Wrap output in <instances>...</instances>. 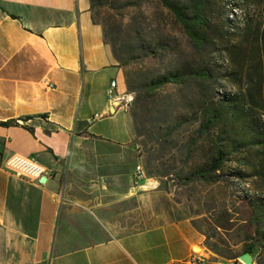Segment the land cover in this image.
Instances as JSON below:
<instances>
[{
    "label": "crops",
    "instance_id": "crops-1",
    "mask_svg": "<svg viewBox=\"0 0 264 264\" xmlns=\"http://www.w3.org/2000/svg\"><path fill=\"white\" fill-rule=\"evenodd\" d=\"M111 79L126 90L89 0H0V122L13 121L0 124V264L238 258L251 238L222 256L206 245L201 215L143 225L157 181L134 183L144 151L130 111L107 99ZM12 155L43 174L17 175L5 166Z\"/></svg>",
    "mask_w": 264,
    "mask_h": 264
},
{
    "label": "rangeland",
    "instance_id": "rangeland-1",
    "mask_svg": "<svg viewBox=\"0 0 264 264\" xmlns=\"http://www.w3.org/2000/svg\"><path fill=\"white\" fill-rule=\"evenodd\" d=\"M130 1L132 4L122 0H107V2L103 0L94 11L99 19H108L109 31L120 40L126 41L129 35L136 37L138 32L140 38L147 39L149 36L154 41L165 43L163 48L158 49L157 58L150 59L142 66V73L156 72L160 69V65L179 62L189 55V47L181 26L173 16L160 8L157 0ZM258 2L259 0H247L246 3ZM257 5H255L256 9ZM207 13L212 21L218 19L223 21V18L231 17L238 22L242 14L237 6V0H209ZM262 23L263 19L256 10L251 25L257 27ZM239 36H235V39ZM133 53L136 64L139 63L140 58H145L137 49ZM163 54L166 57L162 58ZM216 58L214 69L218 80L212 92L216 89L223 91L234 83L225 74L226 67L219 61L221 60L219 54ZM191 95L194 93L189 84L169 85L154 92L148 102L137 105L133 103L129 109L130 113L136 112L135 125L138 131L136 135L144 151L141 164L146 172V180L153 183L157 181L153 189L158 191L157 196L148 197L144 204L143 225L201 215L196 221L206 231V245L231 259L252 237V225L247 222L252 213V206L242 199L245 192L251 193L252 190L248 181L237 177L236 172L240 169L247 171V165L244 164L248 160L242 155L252 157L253 150H246V153L231 150L230 155L226 154L229 158H226L222 164L216 179L211 181L199 178L180 183L179 177L185 175L193 166L210 159L211 147L214 148V143L218 141L216 134L220 125L226 128L223 138L218 142L224 151L230 150L234 138L247 136L250 128L241 126V119L233 122L234 116L225 113L222 116V123L209 129L211 134L207 135L208 139L205 140V135L196 131L201 125L199 112L196 121H189L188 118L191 110L186 102L191 99ZM216 106L221 107L219 103ZM232 123L234 127L239 125V133H231ZM192 136H197L198 141L189 158H186L185 144ZM216 222L221 227L217 228ZM258 264H264V252L259 253Z\"/></svg>",
    "mask_w": 264,
    "mask_h": 264
},
{
    "label": "trees",
    "instance_id": "trees-1",
    "mask_svg": "<svg viewBox=\"0 0 264 264\" xmlns=\"http://www.w3.org/2000/svg\"><path fill=\"white\" fill-rule=\"evenodd\" d=\"M89 1L92 21L101 26L104 41L111 48L116 66L123 71L126 90L134 96V105L148 102L154 92L166 86L189 84L194 95L186 102L191 110L188 118L189 121H196L199 112L201 125L196 131L205 135V140L211 134L209 129L222 123L225 113L234 116L233 122L241 119V126H249L248 135L234 138L230 150L224 151L218 142L223 138L226 128L220 125L216 134L218 141L214 143V148L211 147L210 159L193 166L179 178L180 183L199 178L211 181L216 179L222 164L229 158L226 154L230 155L231 150L246 153V150L252 149V157L242 155L248 160L244 164L247 165V171L240 169L236 172L237 177L248 181L252 190L251 193L245 192L242 197L245 203L252 206L247 222L252 225L253 230L250 242L244 245L243 252L253 253L258 249L264 252V0L251 4H247V0H237V6L242 12L239 22L231 17H225L223 21H212L207 13L209 0H157L160 8L173 16L181 26L189 55L179 62L160 65L158 71L147 74L142 73V66L150 59L155 60L158 49L163 48L165 43L154 41L149 36L147 39L140 38L138 32L136 37L129 35L126 41L120 40L109 31L108 19H99L94 11L103 0ZM122 1L132 4L130 0ZM255 5L258 6L257 9ZM256 10L263 19V23L257 27L251 25ZM237 35L240 36L235 39ZM136 49L145 57L140 58L138 64L133 53ZM218 54L221 57L219 61L226 67L225 74L234 83L223 91L216 89L212 92L218 80L214 69ZM164 57L165 54L162 55ZM217 103L221 107H217ZM131 116L138 134L136 112H131ZM12 122L0 124L8 125ZM230 126L231 133L240 132L239 125L237 128L233 123ZM197 141V136L188 139L185 144L186 158H189ZM215 224L217 228L221 227L218 222Z\"/></svg>",
    "mask_w": 264,
    "mask_h": 264
},
{
    "label": "built area",
    "instance_id": "built-area-1",
    "mask_svg": "<svg viewBox=\"0 0 264 264\" xmlns=\"http://www.w3.org/2000/svg\"><path fill=\"white\" fill-rule=\"evenodd\" d=\"M106 96L112 107L115 109H122L129 111L133 104V94L127 90L118 92L116 80L111 79L106 87ZM102 115L94 113L90 121H94L100 118ZM137 150H140L139 146H136ZM5 166L17 175L31 178H38L43 174L44 168L38 165L32 160L26 159L19 155H12L5 161ZM134 183L146 180V172L141 163H137L134 166ZM191 261L194 264H245L239 258L229 260L227 262H210L203 254L192 256Z\"/></svg>",
    "mask_w": 264,
    "mask_h": 264
},
{
    "label": "water",
    "instance_id": "water-1",
    "mask_svg": "<svg viewBox=\"0 0 264 264\" xmlns=\"http://www.w3.org/2000/svg\"><path fill=\"white\" fill-rule=\"evenodd\" d=\"M39 180L43 181L44 177H41ZM238 258L240 260H242L245 264H252V257H251V254L249 252H243V253L239 254Z\"/></svg>",
    "mask_w": 264,
    "mask_h": 264
}]
</instances>
